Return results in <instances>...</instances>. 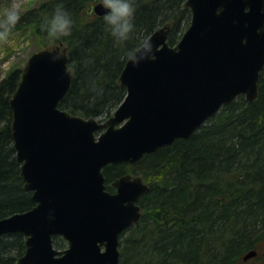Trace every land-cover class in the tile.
I'll list each match as a JSON object with an SVG mask.
<instances>
[{
	"label": "water",
	"instance_id": "water-1",
	"mask_svg": "<svg viewBox=\"0 0 264 264\" xmlns=\"http://www.w3.org/2000/svg\"><path fill=\"white\" fill-rule=\"evenodd\" d=\"M103 2L93 6L103 15ZM190 23L176 44L168 27L148 35L155 59L125 61L123 100L105 121L59 108L71 84L59 47L31 53L10 98L12 137L35 205L0 217V236L25 235L17 264H120V235L140 217L148 189L125 174L106 189L103 168L191 137L221 106L258 93L264 66V0H186ZM54 56L58 58L54 59ZM67 246L57 249L53 236ZM251 249L243 256L256 255Z\"/></svg>",
	"mask_w": 264,
	"mask_h": 264
},
{
	"label": "trees",
	"instance_id": "trees-1",
	"mask_svg": "<svg viewBox=\"0 0 264 264\" xmlns=\"http://www.w3.org/2000/svg\"><path fill=\"white\" fill-rule=\"evenodd\" d=\"M96 1L41 0L12 30L29 28L38 49L59 45L67 52L72 79L61 109L105 119L126 94L118 77L128 49L162 26L175 44L191 11L186 0H134L135 27L118 41L104 15L92 11ZM57 5L74 21L68 34L42 28ZM21 72L12 69L0 80V217L35 204L24 188L12 138L10 98ZM103 173L109 191L124 174L140 175L148 185L138 199L139 219L121 234L120 264H264V66L254 100L239 95L191 137L133 163L108 164ZM53 244L62 249L66 241L55 236ZM25 247L22 233L1 235L0 264H17ZM251 249L256 255L244 260Z\"/></svg>",
	"mask_w": 264,
	"mask_h": 264
},
{
	"label": "clouds",
	"instance_id": "clouds-1",
	"mask_svg": "<svg viewBox=\"0 0 264 264\" xmlns=\"http://www.w3.org/2000/svg\"><path fill=\"white\" fill-rule=\"evenodd\" d=\"M104 20L110 25L113 37L120 40H127L132 33L135 16L134 0H104ZM20 6L12 3L4 9L0 17V39H6L9 32L15 27L21 18ZM74 21L70 12L57 5L50 19L42 25L48 32L54 35L68 34L72 30ZM54 59L58 56H54ZM126 59L133 66L138 65L142 60L155 59V45L150 38H144L140 43L128 49Z\"/></svg>",
	"mask_w": 264,
	"mask_h": 264
},
{
	"label": "rangeland",
	"instance_id": "rangeland-1",
	"mask_svg": "<svg viewBox=\"0 0 264 264\" xmlns=\"http://www.w3.org/2000/svg\"><path fill=\"white\" fill-rule=\"evenodd\" d=\"M41 0H0V17L4 9L12 3H18L23 13L28 8L39 4ZM40 43L30 34L29 28L15 29L9 32L6 39H0V80L12 69H23L27 59L38 50ZM252 259V258H250ZM249 260V259H248Z\"/></svg>",
	"mask_w": 264,
	"mask_h": 264
}]
</instances>
